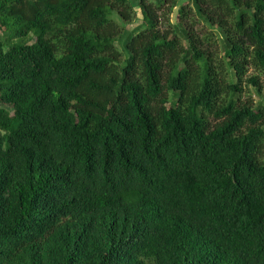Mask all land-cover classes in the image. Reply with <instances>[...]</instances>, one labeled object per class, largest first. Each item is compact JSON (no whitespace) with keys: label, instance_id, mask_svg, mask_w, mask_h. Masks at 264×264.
I'll use <instances>...</instances> for the list:
<instances>
[{"label":"trees","instance_id":"1","mask_svg":"<svg viewBox=\"0 0 264 264\" xmlns=\"http://www.w3.org/2000/svg\"><path fill=\"white\" fill-rule=\"evenodd\" d=\"M179 1L0 0V264H264V0Z\"/></svg>","mask_w":264,"mask_h":264},{"label":"rangeland","instance_id":"2","mask_svg":"<svg viewBox=\"0 0 264 264\" xmlns=\"http://www.w3.org/2000/svg\"><path fill=\"white\" fill-rule=\"evenodd\" d=\"M185 1H187V0H180L179 2L180 3H183V2H185ZM138 10V12H137V17H136V19L130 24V27H136L137 25H139V24H141L142 22H143V20H142V13H141V10H139V8L137 9ZM171 17H172V20H174V21H176V10L172 13V15H171ZM246 100H249L248 98H246Z\"/></svg>","mask_w":264,"mask_h":264}]
</instances>
